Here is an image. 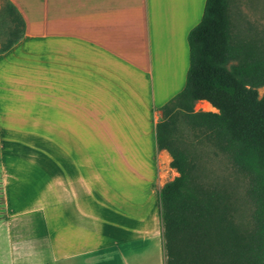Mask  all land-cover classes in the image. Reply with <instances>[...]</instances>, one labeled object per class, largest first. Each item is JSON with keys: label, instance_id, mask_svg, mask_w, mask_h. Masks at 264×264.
I'll return each mask as SVG.
<instances>
[{"label": "crops", "instance_id": "crops-1", "mask_svg": "<svg viewBox=\"0 0 264 264\" xmlns=\"http://www.w3.org/2000/svg\"><path fill=\"white\" fill-rule=\"evenodd\" d=\"M205 1L9 0L24 33L0 52V264H164L158 191L177 172L155 126Z\"/></svg>", "mask_w": 264, "mask_h": 264}, {"label": "trees", "instance_id": "trees-1", "mask_svg": "<svg viewBox=\"0 0 264 264\" xmlns=\"http://www.w3.org/2000/svg\"><path fill=\"white\" fill-rule=\"evenodd\" d=\"M233 1H205L201 20L187 37L184 87L161 106L155 126L157 148L168 152L177 172L158 191L164 264H264V53L236 43ZM2 10L9 25L0 52L24 33V21L9 0ZM200 100L216 111L195 110ZM185 131L224 155L246 179L250 226L235 221V209L202 167ZM0 201L2 215L1 177Z\"/></svg>", "mask_w": 264, "mask_h": 264}, {"label": "rangeland", "instance_id": "rangeland-1", "mask_svg": "<svg viewBox=\"0 0 264 264\" xmlns=\"http://www.w3.org/2000/svg\"><path fill=\"white\" fill-rule=\"evenodd\" d=\"M3 3L4 0H0V41L6 39L9 25L7 16L2 10ZM230 12L236 43L244 50L249 48L264 53V0H234ZM262 91V87L258 88L259 96ZM194 109L216 111V109L203 108L201 101L195 103ZM185 134L198 150L202 167L208 171L212 179L218 182L228 203L235 209V221L244 227L250 226L251 204L246 196V179L234 172L224 155L216 153L209 144L196 141L187 131Z\"/></svg>", "mask_w": 264, "mask_h": 264}, {"label": "bare ground", "instance_id": "bare-ground-1", "mask_svg": "<svg viewBox=\"0 0 264 264\" xmlns=\"http://www.w3.org/2000/svg\"><path fill=\"white\" fill-rule=\"evenodd\" d=\"M201 103H202V107H203V108L215 110V108L212 107L208 102H206V101H201Z\"/></svg>", "mask_w": 264, "mask_h": 264}]
</instances>
